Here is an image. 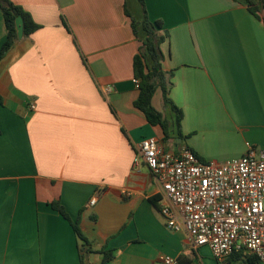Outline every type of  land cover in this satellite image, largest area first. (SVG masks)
<instances>
[{
  "label": "crops",
  "instance_id": "1",
  "mask_svg": "<svg viewBox=\"0 0 264 264\" xmlns=\"http://www.w3.org/2000/svg\"><path fill=\"white\" fill-rule=\"evenodd\" d=\"M10 1L41 28L0 64V264H80L77 235L53 202L79 220L90 264H103L104 251L114 254L108 264H243L169 229L161 184L134 162L148 137L214 163L264 149L263 22L234 0H145L149 19L163 22V68L183 112L179 138L157 90L152 103L171 124L164 141L134 106L139 0ZM7 35L0 9V50Z\"/></svg>",
  "mask_w": 264,
  "mask_h": 264
},
{
  "label": "built area",
  "instance_id": "2",
  "mask_svg": "<svg viewBox=\"0 0 264 264\" xmlns=\"http://www.w3.org/2000/svg\"><path fill=\"white\" fill-rule=\"evenodd\" d=\"M138 149L134 166L143 163L161 184L169 229L185 232L197 248L208 247L219 262L244 251L264 264V149L222 163L204 161L189 147L166 151L156 137L143 139ZM164 261L177 264L172 257Z\"/></svg>",
  "mask_w": 264,
  "mask_h": 264
},
{
  "label": "trees",
  "instance_id": "3",
  "mask_svg": "<svg viewBox=\"0 0 264 264\" xmlns=\"http://www.w3.org/2000/svg\"><path fill=\"white\" fill-rule=\"evenodd\" d=\"M144 11L143 31L145 39L142 41L139 52L134 58L133 70L135 79L138 80L139 95L134 106L142 112L152 126H159L164 132V141L170 138V121L153 106V97L157 90L163 93V102L169 106L174 113V123L179 138L183 137L182 121L183 112L177 107L170 98V92L173 87V73L167 72L163 68L164 53L162 45L166 40V36L161 33L163 22L160 20L151 21L146 9L145 0H139ZM243 3L249 12L264 24V18L261 13L264 11V0H234ZM0 9L3 12L5 22L8 29L7 39L0 50V64L9 54L19 41L16 27V19L23 17L24 19V36L28 37L41 28L21 6L16 5L10 0H0ZM126 14L130 16L128 10ZM133 32L138 36L137 23L132 20ZM0 104H3V98L0 95ZM52 208L59 212L72 225L79 244L80 264H90L89 257L94 252L91 241L83 234L79 226V220L73 221L67 213L65 207L60 202H53ZM103 264H108L113 258L112 251L103 252ZM184 257L179 259L182 262ZM231 262L241 261L243 264H258L254 256L244 251L234 253L229 257Z\"/></svg>",
  "mask_w": 264,
  "mask_h": 264
},
{
  "label": "water",
  "instance_id": "4",
  "mask_svg": "<svg viewBox=\"0 0 264 264\" xmlns=\"http://www.w3.org/2000/svg\"><path fill=\"white\" fill-rule=\"evenodd\" d=\"M16 27L18 32V39H22L24 37V19L23 17H18L16 19Z\"/></svg>",
  "mask_w": 264,
  "mask_h": 264
},
{
  "label": "rangeland",
  "instance_id": "5",
  "mask_svg": "<svg viewBox=\"0 0 264 264\" xmlns=\"http://www.w3.org/2000/svg\"><path fill=\"white\" fill-rule=\"evenodd\" d=\"M158 102L160 103V101H158ZM161 104H162V102H161ZM161 104H160V106H161ZM153 106H154V108L157 109V110L160 109L161 112L165 111V109H164V105L162 106V108H156L155 105H153ZM158 111H159V110H158Z\"/></svg>",
  "mask_w": 264,
  "mask_h": 264
}]
</instances>
